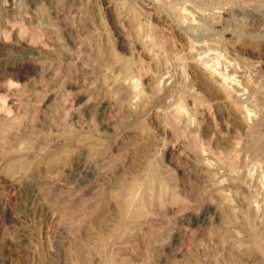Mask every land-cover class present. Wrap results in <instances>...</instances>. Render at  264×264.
I'll return each instance as SVG.
<instances>
[{
  "label": "rangeland",
  "instance_id": "rangeland-1",
  "mask_svg": "<svg viewBox=\"0 0 264 264\" xmlns=\"http://www.w3.org/2000/svg\"><path fill=\"white\" fill-rule=\"evenodd\" d=\"M0 264H264V0H0Z\"/></svg>",
  "mask_w": 264,
  "mask_h": 264
},
{
  "label": "bare ground",
  "instance_id": "bare-ground-1",
  "mask_svg": "<svg viewBox=\"0 0 264 264\" xmlns=\"http://www.w3.org/2000/svg\"><path fill=\"white\" fill-rule=\"evenodd\" d=\"M26 46H27V45H26ZM27 47H28V46H27ZM27 47H26V48H27ZM203 216H204V215H202L201 218H202ZM257 241H258V240H257ZM256 245H257V243H256ZM260 246H261V245H260ZM259 250H260V249H259Z\"/></svg>",
  "mask_w": 264,
  "mask_h": 264
},
{
  "label": "clouds",
  "instance_id": "clouds-1",
  "mask_svg": "<svg viewBox=\"0 0 264 264\" xmlns=\"http://www.w3.org/2000/svg\"><path fill=\"white\" fill-rule=\"evenodd\" d=\"M193 91H194V89H193Z\"/></svg>",
  "mask_w": 264,
  "mask_h": 264
}]
</instances>
